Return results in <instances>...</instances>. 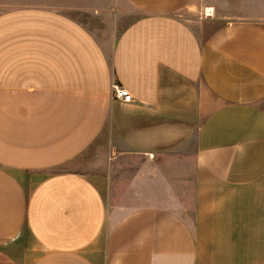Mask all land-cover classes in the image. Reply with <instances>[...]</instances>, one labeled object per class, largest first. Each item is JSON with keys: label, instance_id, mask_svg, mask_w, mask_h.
<instances>
[{"label": "crops", "instance_id": "obj_1", "mask_svg": "<svg viewBox=\"0 0 264 264\" xmlns=\"http://www.w3.org/2000/svg\"><path fill=\"white\" fill-rule=\"evenodd\" d=\"M201 2L0 13V264H264V23Z\"/></svg>", "mask_w": 264, "mask_h": 264}, {"label": "rangeland", "instance_id": "obj_2", "mask_svg": "<svg viewBox=\"0 0 264 264\" xmlns=\"http://www.w3.org/2000/svg\"><path fill=\"white\" fill-rule=\"evenodd\" d=\"M104 0H0V13L7 10L30 7H50L77 17L90 26L88 14L92 10L88 4H94ZM107 1V0H105ZM194 10L181 11L176 14L180 20L189 25L194 31L200 30V26L214 29L218 25L239 19H251L264 23V0H201ZM203 3V4H202ZM84 8H87L84 10ZM89 9V10H88ZM140 14L129 12L124 21H119L117 29H122L126 24L139 17ZM93 24H91L92 27ZM95 25H93L94 27ZM210 26V27H209ZM202 34V33H201ZM192 183V182H191Z\"/></svg>", "mask_w": 264, "mask_h": 264}, {"label": "built area", "instance_id": "obj_3", "mask_svg": "<svg viewBox=\"0 0 264 264\" xmlns=\"http://www.w3.org/2000/svg\"><path fill=\"white\" fill-rule=\"evenodd\" d=\"M111 90H112V97L115 100H120L124 103L132 102V96L126 88L118 84H112Z\"/></svg>", "mask_w": 264, "mask_h": 264}]
</instances>
